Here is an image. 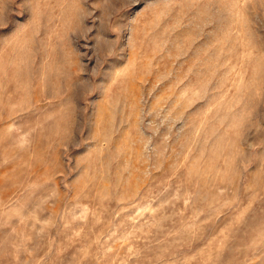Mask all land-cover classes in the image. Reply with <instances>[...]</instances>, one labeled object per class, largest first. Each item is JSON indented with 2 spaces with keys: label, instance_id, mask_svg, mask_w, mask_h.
Listing matches in <instances>:
<instances>
[{
  "label": "rangeland",
  "instance_id": "obj_1",
  "mask_svg": "<svg viewBox=\"0 0 264 264\" xmlns=\"http://www.w3.org/2000/svg\"><path fill=\"white\" fill-rule=\"evenodd\" d=\"M0 264H264V0H0Z\"/></svg>",
  "mask_w": 264,
  "mask_h": 264
}]
</instances>
